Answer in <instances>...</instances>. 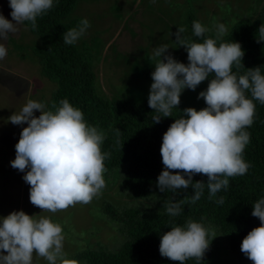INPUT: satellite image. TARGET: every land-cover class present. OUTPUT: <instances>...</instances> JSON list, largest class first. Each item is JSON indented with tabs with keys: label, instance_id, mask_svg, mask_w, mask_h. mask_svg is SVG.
<instances>
[{
	"label": "clouds",
	"instance_id": "9594fccd",
	"mask_svg": "<svg viewBox=\"0 0 264 264\" xmlns=\"http://www.w3.org/2000/svg\"><path fill=\"white\" fill-rule=\"evenodd\" d=\"M53 6V0H9L12 19L0 12V40L17 32V26L26 21L35 30L37 18ZM89 27V20L82 19L77 27L63 34L64 43L75 44ZM215 29V37H208L205 34L210 29L194 21L192 32L199 40L186 37L184 27L170 34L175 36L177 46L185 48L187 64L176 60L167 44L156 47L153 53L157 59L151 73L148 105L157 113L152 117L154 123L162 117H172L185 89L194 91L209 80L197 97L203 98L206 106L199 110L184 108L183 114L163 133L160 146L164 169L157 177V187L161 193L170 190L173 194L191 187L193 195L188 203L200 200L205 186L208 199L212 200L217 193L227 190L230 177L247 173L251 165L244 159L250 143L246 129L256 116L254 101L264 105V74L260 66L247 68L243 74L234 72V66L244 67V50L239 42L222 41L228 33L224 24H217ZM258 32L257 40L264 41V26ZM6 55V47L0 43V60ZM8 121L27 124L20 132L10 164L24 173L32 205L41 212L57 213L76 204H89L101 194L106 187L104 162L111 153L102 151L105 133L89 125L78 107L67 99L60 100L59 106L52 103L51 108L29 99ZM116 131L119 135L120 130ZM197 174L206 176L207 181H193ZM185 203L184 199L169 200L165 204L167 214L180 216ZM216 203L223 204L224 197ZM251 215L260 224L243 237L240 250L252 264H264V198L254 202ZM215 236L212 233V238ZM211 239L204 224L189 219L185 225L174 224L161 235L159 253L178 264L189 259L199 264ZM64 240L62 225L51 217L12 211L0 217V264H33L34 256L45 259L47 264H79L65 257Z\"/></svg>",
	"mask_w": 264,
	"mask_h": 264
},
{
	"label": "trees",
	"instance_id": "16d2710c",
	"mask_svg": "<svg viewBox=\"0 0 264 264\" xmlns=\"http://www.w3.org/2000/svg\"><path fill=\"white\" fill-rule=\"evenodd\" d=\"M80 1L53 0V8L37 18L35 30L30 22H24L40 39L32 52L39 62L41 75L56 85L44 103L51 108L52 103L59 106L60 100L67 99L84 113L89 125L105 133L102 151L111 153L104 162L106 185L118 183L115 194H127L133 203L105 202L101 208L105 220L120 236L117 250L96 244L79 251L74 259L79 264H178L160 255V237L174 224L183 226L191 219L209 229V239L215 233L214 245H221V250L235 263L252 264L241 252L240 244L243 237L260 224L251 212L254 202L264 198V105L254 101L256 116L252 126L246 129L250 143L245 148L244 159L251 165L246 174L230 177L227 190L217 193L212 200L208 199L206 186L203 196L195 203L187 202L193 195L191 187L180 189L176 194L170 190L161 193L156 182L164 169L160 154L162 136L174 119L183 114L182 99L180 97L178 109H173L172 117H162L159 123H154L152 117L157 113L149 107L148 99L106 96L98 88L88 44L68 45L63 41V34L80 22L69 18ZM260 26H264V5L254 18L238 21L222 38L223 42H239L244 50V67H233L237 74L257 66L264 74V41L257 40ZM205 35L214 38L215 32ZM153 71L150 65L140 67V74L149 86ZM205 82L208 85L209 80ZM116 129L120 130L119 135ZM192 179L207 181V177L200 174ZM221 196L224 203H216ZM181 199L186 201L181 215L170 217L165 204ZM209 250L199 264H214L209 261ZM184 264H197V261L189 259Z\"/></svg>",
	"mask_w": 264,
	"mask_h": 264
},
{
	"label": "rangeland",
	"instance_id": "374dc122",
	"mask_svg": "<svg viewBox=\"0 0 264 264\" xmlns=\"http://www.w3.org/2000/svg\"><path fill=\"white\" fill-rule=\"evenodd\" d=\"M263 5L264 0H82L69 18L80 21L86 18L90 22L86 34L75 44L87 43L90 47L98 88L109 98L142 100L148 99L150 86L140 74V67H154L156 47L167 44L176 60L188 63L185 48L177 46L175 36L170 35L177 28L184 27L186 37L199 40L192 32L194 21L210 32H216L219 23L229 31L238 21L254 18ZM0 12L6 19H12L9 0H0ZM17 28V32L0 40L7 49L6 57L0 60V217L18 210L51 217L63 227L67 259H74L79 251L96 244L115 251L121 244L116 247L120 236L105 220L101 208L105 202L133 203L127 194H115L118 183L106 185L89 204H76L57 213L41 212L29 200L30 185L23 180L24 173L10 164L15 158L20 132L27 124L14 125L8 117L19 112L29 99L44 103L56 89L55 83L41 75L32 52L40 43L39 37L24 23ZM206 88L203 81L194 91L185 89L181 94L183 107L197 110L205 107L203 98L197 97ZM39 114L34 111V115ZM210 243V263L237 264L226 256L221 245L216 244L219 247L214 249V238ZM33 264H47V261L34 256Z\"/></svg>",
	"mask_w": 264,
	"mask_h": 264
}]
</instances>
